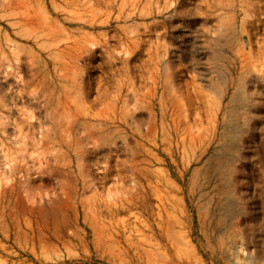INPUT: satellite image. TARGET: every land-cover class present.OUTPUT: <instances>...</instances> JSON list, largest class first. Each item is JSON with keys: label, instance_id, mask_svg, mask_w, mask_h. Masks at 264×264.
I'll return each instance as SVG.
<instances>
[{"label": "rangeland", "instance_id": "rangeland-1", "mask_svg": "<svg viewBox=\"0 0 264 264\" xmlns=\"http://www.w3.org/2000/svg\"><path fill=\"white\" fill-rule=\"evenodd\" d=\"M0 264H264V0H0Z\"/></svg>", "mask_w": 264, "mask_h": 264}]
</instances>
